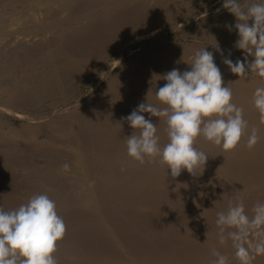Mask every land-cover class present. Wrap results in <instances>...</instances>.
<instances>
[{"label":"rangeland","instance_id":"374dc122","mask_svg":"<svg viewBox=\"0 0 264 264\" xmlns=\"http://www.w3.org/2000/svg\"><path fill=\"white\" fill-rule=\"evenodd\" d=\"M223 2L0 0V206L53 199L67 229L58 264H208L212 248L237 264L214 221L238 196L249 214L264 201V124L252 103L262 85L255 74L238 80L223 62L244 58ZM202 47L260 140L249 149L245 136L223 152L200 137L203 172L174 178L127 155L134 129L124 118L147 99L156 103L160 77L190 70ZM143 115L167 143L166 125Z\"/></svg>","mask_w":264,"mask_h":264},{"label":"clouds","instance_id":"9594fccd","mask_svg":"<svg viewBox=\"0 0 264 264\" xmlns=\"http://www.w3.org/2000/svg\"><path fill=\"white\" fill-rule=\"evenodd\" d=\"M222 7L236 18L235 47L244 53L243 60L226 57L223 62L238 80L249 74L260 78L262 86L255 88L252 103L264 124V0H224ZM226 27L231 31L233 25ZM248 57H253L251 62ZM186 63L190 70L174 68L160 77L166 83L154 92L156 103L147 99L124 118L134 129L126 137L127 155L141 164L166 166L174 178L182 170L192 175L203 172L209 156L195 146L200 137L223 152L235 150L245 136L249 149L260 140L258 128L248 132L244 109L233 102L230 83L224 86L213 52L196 49ZM144 113L166 125L167 143L161 144L158 125ZM214 224L218 243L230 242L237 264H254L264 256V201H257L249 214L243 196L229 200L226 209L216 212ZM66 230L56 202L46 193L33 195L15 209L0 206V264H58L55 253ZM210 255L213 259L208 264H231L229 256L217 248Z\"/></svg>","mask_w":264,"mask_h":264},{"label":"bare ground","instance_id":"6f19581e","mask_svg":"<svg viewBox=\"0 0 264 264\" xmlns=\"http://www.w3.org/2000/svg\"><path fill=\"white\" fill-rule=\"evenodd\" d=\"M249 97V96H248Z\"/></svg>","mask_w":264,"mask_h":264}]
</instances>
